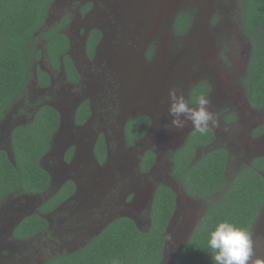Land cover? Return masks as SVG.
Here are the masks:
<instances>
[{"label": "flooded vegetation", "instance_id": "obj_1", "mask_svg": "<svg viewBox=\"0 0 264 264\" xmlns=\"http://www.w3.org/2000/svg\"><path fill=\"white\" fill-rule=\"evenodd\" d=\"M240 3L241 0H54L41 31L57 28L66 37V55L77 80L68 78L62 62L58 67L48 62L43 48L46 41L39 38L37 48L42 49V55L32 62L31 79L0 120V155L4 153L15 165L12 133L16 128L29 126L41 108L50 107L57 112L59 124L40 165L52 176L48 188L41 193L0 197V264H47L58 256L77 253L110 224L125 218L121 214L140 213L135 210L151 204L159 185L174 193V210L164 233L160 264H174L176 253L187 244L209 207L206 198L189 196L164 169L172 168V156L194 131L190 122L182 129L168 123V93L173 87L189 100L196 86L205 84L210 110L219 119V125L211 130L215 139L222 138L223 142L215 145L214 141L213 148H224L230 154L231 175L244 167L253 168V162L260 160L255 171L264 180V109L249 105L243 83L250 44L240 31ZM181 13L191 15V22L186 33L177 37L174 23ZM200 20L205 24L202 30L211 38L212 55H216L208 64L211 72L194 62L172 80L164 98L151 99L146 90L160 93L164 88L162 83L158 85L161 80L148 84L164 45L172 53L198 46L209 56L199 32L189 40V32ZM94 32L98 33V40L90 55L88 46ZM232 36L245 49L239 67L233 64V51L239 49H231ZM38 70L46 74L48 84L38 82ZM164 70L170 72L168 67ZM81 108L86 112L78 115ZM165 108L167 113L160 112ZM141 117L149 119L150 125L135 145L128 146L126 126ZM61 122L65 129L53 145ZM164 134L171 136L172 144L169 140L161 143L160 136ZM99 139L104 142L103 159L96 155ZM90 145L92 159L84 161ZM149 151L155 153L156 159L143 172L141 159ZM162 151L167 152L165 160ZM122 153L131 155L120 163ZM133 164L138 165L137 172H126L127 166ZM162 164L163 174L158 171ZM168 177L174 180L173 185ZM120 180L127 187L121 200ZM231 180L227 177L225 183ZM130 190L133 195L126 196ZM132 216L127 219L141 230L144 223ZM143 218L150 226L146 209L141 214ZM250 232L254 237L253 260H264V207Z\"/></svg>", "mask_w": 264, "mask_h": 264}, {"label": "trees", "instance_id": "obj_2", "mask_svg": "<svg viewBox=\"0 0 264 264\" xmlns=\"http://www.w3.org/2000/svg\"><path fill=\"white\" fill-rule=\"evenodd\" d=\"M54 0H0V120L10 109L31 79V66L39 60L42 49L48 62L58 67L63 63L68 78L77 80L71 59L66 55L68 42L57 28L41 31ZM240 31L250 44V53L243 83L248 103L256 110L264 109V0H241ZM191 15L179 14L174 34L184 35L190 26ZM98 33L92 34L88 51L93 53ZM150 55V54H149ZM38 82L48 84L44 72L38 70ZM205 84H198L189 99L206 95ZM86 112L81 108L78 112ZM83 119L82 116H80ZM59 124L57 112L50 107L39 110L34 121L16 128L11 144L15 165L3 153L0 155V197L6 194L41 193L49 186V176L40 165L48 152L51 138ZM150 120L141 117L131 120L125 129L128 146L135 145L146 133ZM215 134L210 130L200 134L195 130L172 156L171 177L193 198H206L208 210L201 218L187 244L174 257V264H215L208 248L209 233L220 222H229L249 231L264 207V180L252 167H244L236 174L228 173L229 153L213 148ZM99 159L105 156L104 142L96 146ZM156 155L146 152L141 159V171L154 164ZM231 175V176H230ZM232 180L225 183V179ZM174 210V193L165 186L156 189L151 223L147 232L139 230L127 218L110 224L79 252L58 256L47 264H160L163 256L164 233Z\"/></svg>", "mask_w": 264, "mask_h": 264}, {"label": "clouds", "instance_id": "obj_3", "mask_svg": "<svg viewBox=\"0 0 264 264\" xmlns=\"http://www.w3.org/2000/svg\"><path fill=\"white\" fill-rule=\"evenodd\" d=\"M168 100V114L174 128L182 129L190 122L196 132L206 134L219 125L218 114L210 110V96L199 95L194 101L195 106H191V102L173 87L169 90ZM208 248L215 264H250V261L264 264V260H253L252 233L229 222H220L209 233Z\"/></svg>", "mask_w": 264, "mask_h": 264}, {"label": "water", "instance_id": "obj_4", "mask_svg": "<svg viewBox=\"0 0 264 264\" xmlns=\"http://www.w3.org/2000/svg\"><path fill=\"white\" fill-rule=\"evenodd\" d=\"M197 21L194 24L193 30H191V32H189V40H192L195 36V33L199 32L200 40H201V42L204 43L205 47L208 49L209 56L206 55L201 48H198V46H193V47L190 46V48H187L186 51L175 55V53H172L170 51V49H168V47L166 45H164L160 49V55H158L156 60H155V64L157 65V68L155 71H153V74L150 77L151 80L148 81V84H155L158 82V80H161L158 83V85H160L162 83L164 88H163L162 92H160V93L155 92L154 89L153 90H146L147 95L151 99L152 98H154V99L164 98L166 93H167L166 88L170 85V83L174 82L177 78H179L183 74V71L187 68V66H190V64H192L194 62L201 63L204 67L205 66L207 67V69H206L207 72H211V69L209 68L208 64L212 60L211 58L213 57L212 53H214V49H213V46L211 45V40H208L207 36L204 37L207 34L202 30L201 20L199 22H197ZM145 42L141 46L142 49H144V47H145ZM192 44H194V43L193 42L190 43V45H192ZM162 56H167V57L162 58ZM167 67L170 69V72H168V73H166L164 70ZM172 80H174V81H172ZM160 112L167 113V108L161 110ZM171 119L172 118L168 119V123L170 125H171V123H170ZM64 129H65V127L63 126V124L61 122L57 133L54 135V138H53L54 142H52L53 145L58 143V136H59V134L62 135ZM160 140H161L162 144L165 143L167 140H169L170 143L172 144V140H171L170 135L164 134V135L160 136ZM91 146L92 145H90V147ZM92 156H93V149L91 147L89 152H88V155L84 156V161L91 160ZM8 157H9V159H11L10 154H8ZM116 160L117 159L114 158V161H116ZM48 173H49V176L50 175L52 176V174L50 172H48ZM151 174H153V170H152ZM108 175L112 176V173L109 172ZM132 207H133V204L130 206V209H132ZM120 216L131 219V216H129V215L121 214Z\"/></svg>", "mask_w": 264, "mask_h": 264}, {"label": "rangeland", "instance_id": "obj_5", "mask_svg": "<svg viewBox=\"0 0 264 264\" xmlns=\"http://www.w3.org/2000/svg\"><path fill=\"white\" fill-rule=\"evenodd\" d=\"M201 26H202V29L204 30V28H205V24H203L202 22H201ZM208 37V40H210L211 38H209V35H205L204 37ZM234 36V35H233ZM233 36H232V38L230 39V41H229V44H230V42H231V49L232 48H235V47H237V49H239V51H233V64H234V66H236V67H239V64H240V61H241V54L243 53V51L245 52V49L242 47V44H241V42L240 41H237V43H236V39L235 38H233ZM240 40V39H239ZM237 44V46H235ZM234 46V47H233ZM213 49H214V47H213ZM180 53V51H176V53H175V55L176 54H179ZM212 56H216V55H212ZM37 62H35V64H36ZM37 66H38V64H37ZM223 140H226V139H223ZM181 143V142H180ZM180 143H178V144H175L176 145V147H178L179 146V144ZM221 143H223L222 142V138H217V139H215V145H220ZM156 144H158V143H156ZM153 147H157V145H153ZM161 147H162V145H161ZM163 148V147H162ZM165 150H168V149H165ZM131 155V153H129V154H125V153H122V154H120V163L122 162V159H123V157H125V156H130ZM162 155H163V159L165 160L166 159V155H167V152H165V151H162ZM230 155V154H229ZM133 159L134 160H136V156H133ZM167 163L168 162H165V164L167 165ZM230 163V162H229ZM137 164H133V165H128L127 166V168H126V172H132V173H136L137 172ZM162 167H163V164L159 167V169H158V171L160 172V173H162L163 174V172H164V170L162 169ZM231 167V166H230ZM230 167H228V173L229 172H232V168H230ZM164 169H165V172L167 173V175L169 176L170 174H171V166L170 167H164ZM157 171V172H158ZM234 171V170H233ZM165 175V174H164ZM168 179H171V178H169L168 177ZM168 179H166V181L168 180ZM121 180H120V185H122L121 184ZM170 183L173 185L175 182H174V180H172L171 179V181H170ZM127 187L126 186H124V185H122L121 187H120V200H121V195H122V193H124V191H125V189H126ZM133 195V191L132 190H130V191H128L127 192V194H126V196H132ZM153 203V202H152ZM152 203L151 204H146V203H144L143 204V206H142V208L144 207V205H145V207H144V209H146L147 210V213H150V211H151V209H152ZM207 206V205H206ZM144 209H140V208H138V209H136L135 211H137V210H139L140 211V213H137V212H133V213H128L130 216L131 215H133L134 217H136V218H138V221H139V223H144V224H141V231H144V232H147L148 231V229H149V225H147L146 224V221H145V219L143 218L142 220H141V214L143 213V210ZM131 212V211H130ZM132 216V217H133ZM121 217V216H120ZM149 226V227H148ZM179 226V225H178ZM255 233H256V231L253 233V235L255 236ZM254 237H252V239H253Z\"/></svg>", "mask_w": 264, "mask_h": 264}]
</instances>
